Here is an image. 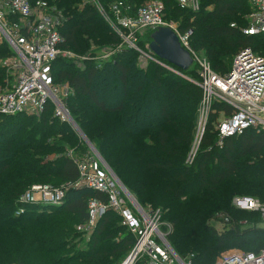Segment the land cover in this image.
Returning <instances> with one entry per match:
<instances>
[{"label": "trees", "instance_id": "trees-1", "mask_svg": "<svg viewBox=\"0 0 264 264\" xmlns=\"http://www.w3.org/2000/svg\"><path fill=\"white\" fill-rule=\"evenodd\" d=\"M100 1L107 10L114 0ZM120 1L133 14L146 0ZM56 2L66 16L60 34L77 51L89 45L77 38V30L86 26L94 37L108 26L117 41L94 4ZM163 3L164 19L176 22L180 32L192 30L191 48L216 74L229 71L240 49L264 51V36L241 30L248 25L247 0H199L198 10L181 8L177 0ZM154 31L143 34L139 47L142 41L149 45ZM10 53L0 44V60ZM118 53L99 68H77L63 58L54 61V82H64L73 91L64 100L71 119L136 201L159 210L167 241L178 256L190 257L192 264H216L228 247L257 252L264 245V230L237 217L231 198L254 196L264 201V131L247 129L218 143L219 112L230 114L232 109L215 102V112L198 136L201 89L184 77L198 81L197 69L179 71L172 65L181 76L152 61L143 69L136 65V51ZM5 79L0 65V89ZM75 135L67 122L52 115L51 103L38 117L0 115V264H117L133 246L134 236L112 209L87 238L77 231L88 218V200L106 201L99 191L69 187L60 204L19 202L20 194L33 184L60 186L79 178L69 151L80 155L88 147L77 135L80 144L73 145ZM17 208L23 209L19 215ZM216 211L224 216L215 218ZM214 219L231 227L217 233L208 224Z\"/></svg>", "mask_w": 264, "mask_h": 264}, {"label": "built area", "instance_id": "built-area-1", "mask_svg": "<svg viewBox=\"0 0 264 264\" xmlns=\"http://www.w3.org/2000/svg\"><path fill=\"white\" fill-rule=\"evenodd\" d=\"M178 3L192 10L199 8V0H178ZM247 4L250 11L245 17L248 25L241 29L243 34L264 36V0H247ZM99 5L98 12L121 40L116 50L136 51L141 67L152 61L178 74L171 64L154 56L147 43L145 49L138 45L146 31L169 27L175 32L180 45L192 58L190 67L197 66L198 70V81L185 78L201 89L197 106V122L203 126L200 135L210 114L215 112V102L232 109L230 114L223 110L219 112L220 118L215 125L218 143L247 129L264 131V51H255L252 47L240 49L234 55L229 71L219 75L191 48L192 30L180 32L174 22L164 19V4L161 1L147 0L133 14L129 13V6L120 0H114L107 10ZM64 21L56 0H0V44L12 50L18 63L14 68L16 74L13 82L0 91V115L39 116L51 103L55 106L57 118L69 123L88 147V152L80 155L74 156L69 151L79 170V178L74 183L60 186L33 184L20 194L19 202L60 204L69 187L99 191L106 196V201L90 198L87 204L88 218L76 228L87 238L107 210L115 211L135 238L129 252L117 264H192L190 257L181 258L168 243L167 229L162 226L159 210H145L121 186L75 126L65 103L58 97L52 65L58 58L71 57L69 52L62 50L65 39L59 28ZM232 205L238 210L254 213L260 228L264 230V201L253 196H235ZM22 212L23 209L17 208L15 215ZM215 262L264 264V245L257 252L240 248L222 251Z\"/></svg>", "mask_w": 264, "mask_h": 264}, {"label": "rangeland", "instance_id": "rangeland-1", "mask_svg": "<svg viewBox=\"0 0 264 264\" xmlns=\"http://www.w3.org/2000/svg\"><path fill=\"white\" fill-rule=\"evenodd\" d=\"M85 2H90L92 4H94L95 8L98 9V5L100 4L101 5V1L100 0H83ZM147 1V0H146ZM163 3V0H159ZM178 1V0H177ZM84 2V3H85ZM164 4V3H163ZM99 5V6H100ZM181 8H186V7H182L181 5H179ZM188 9V8H186ZM192 10V9H191ZM64 17H66L64 15ZM105 21V20H104ZM103 23V22H102ZM176 25L177 23L174 22ZM178 26V25H177ZM108 29V26H106L104 28V31H101V30H97L96 34L97 36H91L90 35V27L89 26H86L85 28L81 29V30H77V38L79 39H84V40H88L89 41V45L87 47V49H85L84 51H77L73 46L72 44L70 43H66L64 42L63 43V47H62V50L64 52H69L71 54V57H67V58H63L65 60H67V62H70L72 64V66L74 67H77V68H83L84 66H96V67H103L105 64L107 63H110L112 60H114V58H116V56L119 54L116 49L118 46H120V38L119 36H117V41L116 40H113L111 38V33L109 32ZM142 43L141 46H143V48H145V42L142 41L140 42ZM10 49V48H9ZM115 50V51H114ZM119 50V49H118ZM11 53L10 55L3 59V60H0V65L4 68V71L6 72V79H5V86L0 89V90H4L5 88H7L14 80L15 78V74H16V70H14L15 66L18 64L17 61H16V56L15 54L12 52V50L10 49ZM195 51V50H194ZM196 52V51H195ZM197 53V52H196ZM199 57L203 58L206 62L207 60L202 57L199 53H197ZM232 59V58H231ZM208 63V62H207ZM148 64V63H147ZM147 64L145 66H140V61L139 59L137 60L136 58V65L140 68H143L145 69L147 67ZM209 64V63H208ZM210 66V65H209ZM195 68L197 69V66H192V68ZM193 68V69H194ZM211 68V67H210ZM191 69V67L189 68ZM197 73H198V70H197ZM109 76H110V73H109ZM187 77L191 80H193V78H191L190 76H188V74H185L184 77ZM112 79L114 78L113 76L111 77ZM101 79V78H100ZM195 81V80H194ZM55 83V88L57 90V95L58 97L61 99V101H63V103H65L66 105V98L68 96V94L72 93L73 91L70 89V87L64 83V82H61V81H58V82H54ZM52 105V115L58 120V122H64V121H61L57 118V116L55 115V106ZM68 110V109H67ZM69 112V111H68ZM25 116H36L38 117V115H34V114H30V115H25ZM220 118L219 115L217 117V119ZM217 121V120H216ZM208 121H206L207 123ZM66 123V122H65ZM206 123L204 124V126L206 125ZM69 124V123H68ZM70 125V124H69ZM71 126V125H70ZM72 127V126H71ZM203 126L201 127L200 125H198V122H197V135L199 136L200 133H201V130H202ZM73 129V133L74 135L76 134L82 141V137L80 136V134L72 127ZM81 131V130H80ZM75 137L72 139V143L73 145H76V144H80V142L78 141L77 137ZM197 141H198V138L195 139V144H194V147H193V150L192 152L195 154V151L197 149ZM84 142V141H83ZM85 143V142H84ZM86 144V143H85ZM87 146V145H86ZM87 152V151H85ZM102 158V157H101ZM51 184V183H50ZM74 188H83V187H74ZM235 197V195L233 196ZM233 197L231 198V206L233 207L232 205V199ZM254 197V196H253ZM258 198V197H257ZM259 199V198H258ZM145 208V210H157V209H154V208H150V207H143ZM234 209V213L236 214V216H241L242 218L241 219H247V220H252L253 224L251 226H253L254 228L256 227H259L260 228V224H258V220H257V217L256 216H253L251 214H248V213H245L241 210H238L236 209L235 207H233ZM229 211L231 209H228ZM221 211H216L214 214L216 216H224L222 213H219ZM214 215V216H215ZM250 216V217H249ZM221 217V218H222ZM216 218V217H215ZM208 224L213 227L217 233H221L222 231L226 230L227 228H230L231 224L230 225H225L224 223H220L218 222L216 219L214 220H209L208 221ZM162 225L163 227L166 226V223L162 222ZM167 228H171L169 226V224H167ZM247 226H242L241 228L242 229H245ZM83 236V235H82ZM86 238V236H83V239ZM233 248H236V247H228L226 248L225 250H231ZM224 250V251H225ZM219 257V255H218ZM218 257H216V261L218 260Z\"/></svg>", "mask_w": 264, "mask_h": 264}, {"label": "water", "instance_id": "water-1", "mask_svg": "<svg viewBox=\"0 0 264 264\" xmlns=\"http://www.w3.org/2000/svg\"><path fill=\"white\" fill-rule=\"evenodd\" d=\"M149 48H150L151 52L156 57H158L160 60H162L168 64L175 66L176 68L179 69V71L180 70L181 71L188 70L192 64V58H191L189 52L180 45V42L178 40L177 35L169 27H160V28L156 29L154 32H152L151 41L149 43ZM179 71H178V74H180L182 76V74ZM73 123H74V121H73ZM75 126L77 127L76 124H75ZM90 146L99 155V153L96 151V149L92 146L91 143H90ZM115 177H116V175H115ZM120 184H121V182H120ZM121 186L125 189V187L122 184H121Z\"/></svg>", "mask_w": 264, "mask_h": 264}]
</instances>
